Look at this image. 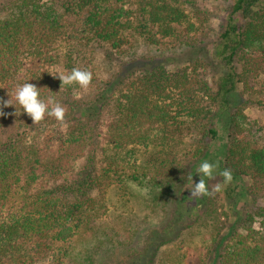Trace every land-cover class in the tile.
<instances>
[{
  "label": "trees",
  "instance_id": "1",
  "mask_svg": "<svg viewBox=\"0 0 264 264\" xmlns=\"http://www.w3.org/2000/svg\"><path fill=\"white\" fill-rule=\"evenodd\" d=\"M203 1L0 0V98L17 107L0 116V264H106L102 251L139 233L125 217L137 201L177 216L134 264H154L173 242L167 227L180 232L218 202L226 218L214 220L210 245L195 247L196 264H264V123L246 112H264V0H235L212 45ZM143 45L201 53L174 71L159 61L116 84L118 72L98 80L99 55L123 72ZM73 68L92 73L86 91L53 77ZM26 82L65 108L63 124L22 114L14 90ZM204 160L233 179L205 178L221 190L190 199L187 176L198 182Z\"/></svg>",
  "mask_w": 264,
  "mask_h": 264
},
{
  "label": "rangeland",
  "instance_id": "2",
  "mask_svg": "<svg viewBox=\"0 0 264 264\" xmlns=\"http://www.w3.org/2000/svg\"><path fill=\"white\" fill-rule=\"evenodd\" d=\"M235 0H205L203 1V7L213 13L211 28L213 29L212 37L210 39V43L216 40L218 35L222 32L226 24V15L229 11L230 7L234 3ZM209 45V46H211ZM142 56L140 60L124 65V71L120 72L119 68L116 66L112 70L107 62H104L103 58L98 56V66H99V81H108V78H113V73L118 74L115 76L114 84L118 83L123 77L128 75L130 71H134L138 68H151L152 62L157 63L159 61H163L161 65L167 67L169 71H174L196 57L200 56L199 49L193 48H177L168 51H156L154 48H149L147 46H142ZM143 61H148V63H144ZM147 66H146V65ZM205 77V76H204ZM205 79V78H204ZM244 101H248V97H245ZM250 103H257L256 99H250ZM247 114L253 118L254 120H258L261 123H264V112H262L258 107H250L247 109ZM216 163V162H215ZM218 164V163H217ZM219 165V164H218ZM220 168H217V173ZM144 193V192H142ZM246 201V198H244ZM138 202V201H137ZM136 202L135 213H129L128 216H125L126 219H131V223L128 226L139 228V233L135 237L133 243L129 247H117L112 252L102 251L100 256L97 255V262L99 263L104 257L107 259L106 264H129V261H132L134 264L135 260H139L140 255L142 256L146 250V240L154 238L153 232H161L165 228L167 224H169L172 220L176 218V207L172 206L168 208L166 213L158 209H151L146 206H140L139 203ZM250 205V204H249ZM262 205V201L258 200L256 206ZM241 210H248V204H244L239 207ZM216 210V213L214 211ZM228 212L226 207H223V203L218 202V204L209 203L202 210L201 216L195 214L196 218H193L192 221L185 220L182 223V229L180 232L172 230L170 227L166 228V234L168 236L167 241L173 240L168 246H165L160 250L156 256V260L154 264H160L164 258H174L177 256H185V262L188 264H196L195 259V247H204L206 245H210L211 243V235L214 228V220L217 222L221 219L224 221L225 214ZM213 214L214 219L211 218L210 214ZM187 219V218H186ZM167 223V224H166ZM258 224L255 225L257 227ZM135 231V229H133ZM140 264V263H139Z\"/></svg>",
  "mask_w": 264,
  "mask_h": 264
},
{
  "label": "clouds",
  "instance_id": "3",
  "mask_svg": "<svg viewBox=\"0 0 264 264\" xmlns=\"http://www.w3.org/2000/svg\"><path fill=\"white\" fill-rule=\"evenodd\" d=\"M61 81V87L78 85L80 89L87 90L92 82V73L87 70H81L73 68L70 72L59 71L56 76ZM40 89L36 85L26 82L18 85L14 90V99L16 104L23 110L22 114H27L34 124L45 120L46 117L54 118L56 121L63 124L65 119V108L54 98H43L40 94ZM9 95V94H8ZM9 99L4 100L0 98V116L6 115L3 109L7 107H14V115L17 116V107L12 103L13 97L9 95ZM218 164L209 162L208 160L201 161L196 169L199 176L198 182H193V176L188 175V183L192 185L189 189L190 199L197 200L201 197L211 196L214 192L221 190V185H217L215 188H210L206 184L205 178L213 179L217 174ZM219 175L223 177L222 184L227 185L231 183L233 177L232 172L229 169H224L219 172Z\"/></svg>",
  "mask_w": 264,
  "mask_h": 264
}]
</instances>
